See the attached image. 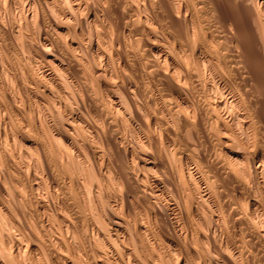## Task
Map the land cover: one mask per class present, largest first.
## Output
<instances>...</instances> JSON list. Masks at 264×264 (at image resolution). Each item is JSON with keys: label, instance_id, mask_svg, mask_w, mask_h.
<instances>
[{"label": "bare ground", "instance_id": "obj_1", "mask_svg": "<svg viewBox=\"0 0 264 264\" xmlns=\"http://www.w3.org/2000/svg\"><path fill=\"white\" fill-rule=\"evenodd\" d=\"M241 67L263 86L264 0H0V264H264Z\"/></svg>", "mask_w": 264, "mask_h": 264}, {"label": "rangeland", "instance_id": "obj_2", "mask_svg": "<svg viewBox=\"0 0 264 264\" xmlns=\"http://www.w3.org/2000/svg\"><path fill=\"white\" fill-rule=\"evenodd\" d=\"M244 28L246 29V32L245 31H242L244 34H246V35H248V33L250 34V30L248 29V28H246V27H243L242 29L244 30ZM261 47V49L263 50V45L260 43V44H258V45H256L254 48V50L256 51L255 53H258L259 51H260V53L262 52V50L260 49V47ZM256 47H258V48H256ZM258 50V51H257ZM240 69H242L241 71L243 72V74H245V78H246V80H248L249 81V78H247L246 76H247V73H246V69L243 67H241ZM252 82H254V84L252 83ZM248 84L250 85V87H252V89L254 88V86H252V85H255V88H254V93L256 94V96H257V98H259V94H263V92H264V88H263V86H264V84H262L263 86H261V83H256L254 80H252V79H250V81L248 82ZM259 86H261V87H259ZM259 88V89H258ZM258 89V90H257ZM258 91V92H257ZM260 91V92H259ZM263 106H264V103H263ZM263 108V107H262ZM264 109V108H263ZM25 117H26V119H27V116L25 115ZM28 118H29V116H28ZM202 138V137H201ZM200 138V139H201ZM196 140L195 141V145H196V148L197 149H199V151H200V154H204V155H206V160H208V161H211V158L209 157V155H208V153L206 154V152H208V148H209V145H208V142L205 140L206 138L205 137H203L202 139L204 140ZM204 142H205V145H204ZM207 142V143H206ZM135 143V142H134ZM134 143H132L133 145H134ZM203 144V145H202ZM137 144H135L134 146H136ZM207 146V147H206ZM137 147V146H136ZM205 148V149H204ZM207 150V151H206ZM208 157V158H207ZM210 158V159H209ZM211 163V162H210ZM112 197H110L111 199V204H112V206H113V208H115V210H116V212L117 213H119V214H121L122 213V211H124V212H126V208L124 209V208H122L121 207V205H120V199L117 197V198H114L113 196H114V194H110ZM164 195V197H162V198H160V200H159V202H158V206H159V209L156 211V213H157V215H161V213L162 214H164V215H162L163 216V218L164 219H166V220H173L174 222H175V225L176 226H178L177 227V229H176V231L177 232H181V230L182 231H184L183 229H182V227H184V224H185V218H184V216L182 215H179L178 213H177V211H172L170 208H169V206H168V203H167V200L169 201V194L167 193V191L163 194ZM162 195V196H163ZM116 199V200H115ZM115 200V201H114ZM48 201H49V198H48ZM113 202V203H112ZM134 204L137 206V203H135L134 202ZM134 204H132V205H134ZM139 204V203H138ZM134 205V207H136ZM141 205V204H140ZM139 206V205H138ZM131 208L129 209V214H130V218L129 217H127V219H129L130 220V223L131 222H133V220H134V212L137 210V209H134V207L133 206H130ZM121 212V213H120ZM129 214H125V217L126 216H128ZM167 217H168V219H167ZM173 217V218H172ZM176 218H178V219H176ZM175 219V220H174ZM179 222L178 224L176 223L177 221ZM143 221V220H142ZM143 222H145V221H143ZM183 222V223H182ZM170 224V223H169ZM163 228H164V230H166V232L165 231H163V232H165L164 234V236L159 240L162 244V249H166V245H167V242L171 239V240H174V239H176V238H174V230H173V232H172V228H173V226H172V224H170V225H168V228L167 227H165V224H163ZM166 228V229H165ZM180 228V229H179ZM168 229V230H167ZM170 231V232H169ZM168 232V233H167ZM166 236H169V237H166ZM172 237H173V239H172ZM164 238V239H163ZM164 241H163V240ZM189 239H191V238H186V239H184V240H182V242H184L185 243V245L187 244V245H193L194 243H193V241H191V240H189ZM168 240V241H167ZM177 240V239H176ZM186 240H188L189 241V244H188V241H186ZM191 241V242H190ZM178 242V241H177ZM186 245V246H187ZM115 264V263H114Z\"/></svg>", "mask_w": 264, "mask_h": 264}]
</instances>
